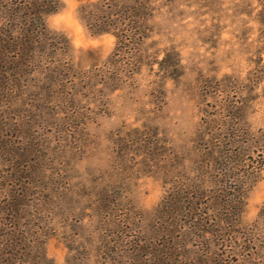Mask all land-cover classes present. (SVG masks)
<instances>
[{"label": "rangeland", "instance_id": "rangeland-1", "mask_svg": "<svg viewBox=\"0 0 264 264\" xmlns=\"http://www.w3.org/2000/svg\"><path fill=\"white\" fill-rule=\"evenodd\" d=\"M96 1L61 0L46 18L71 44V75L43 73L0 106V264H163L176 244L194 262L192 218L162 205L195 196L200 126L244 98L264 131L262 0H151L135 58L87 27L81 8ZM263 202L264 168L236 227L256 232V255L226 264H262Z\"/></svg>", "mask_w": 264, "mask_h": 264}, {"label": "trees", "instance_id": "trees-1", "mask_svg": "<svg viewBox=\"0 0 264 264\" xmlns=\"http://www.w3.org/2000/svg\"><path fill=\"white\" fill-rule=\"evenodd\" d=\"M61 6V0H0L1 107L4 101L16 99L24 82L43 73L50 81L71 75L73 66L67 61L71 57V44L63 34L52 31L46 21ZM152 14L151 0H97L81 8L82 18L93 33H113L119 50L134 58V52L141 48L150 30L148 21ZM107 84L114 89L118 87ZM223 101L219 113L210 116V122L201 125L197 133L199 176L194 182L195 196L167 197L166 205H162L163 214L169 211L177 217L192 218L194 226L187 228L188 233L200 244L195 249H185L183 257L191 255L194 262H183L182 255L175 254L181 250L176 244L175 248L164 246L166 255L159 258L163 264H172L173 260L177 264H226L229 258L238 263L233 259L240 255L238 251H245L243 261L251 262L256 255L253 248L258 244L256 232L236 227L241 224L249 193L264 168V131L255 133L249 126L246 108L249 100L243 98L239 104ZM216 124L221 128L212 129ZM17 173L22 175L19 169ZM21 199L11 205L16 211L20 210ZM197 210L201 214H196ZM258 216L264 219V202ZM175 229H167L165 234L173 238ZM259 250L258 259L264 264V234Z\"/></svg>", "mask_w": 264, "mask_h": 264}]
</instances>
